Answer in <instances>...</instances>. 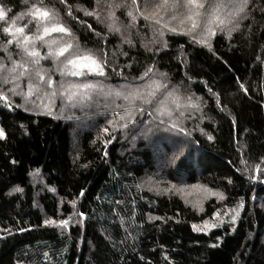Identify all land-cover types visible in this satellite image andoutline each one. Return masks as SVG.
<instances>
[{
	"label": "trees",
	"instance_id": "1",
	"mask_svg": "<svg viewBox=\"0 0 264 264\" xmlns=\"http://www.w3.org/2000/svg\"><path fill=\"white\" fill-rule=\"evenodd\" d=\"M111 3L120 2L65 0L57 7L80 44L100 50L110 81L138 84L146 95L166 73L187 135L165 131L166 117L165 126H156L148 113L158 105L135 102L144 109L135 125L113 129L111 109L62 114L56 99L49 114L8 92L0 100V264H264V0H249L231 33L216 31L209 47L181 33L159 36L160 26L136 16L132 1L117 10L120 31L110 32L108 13L117 9ZM0 7L12 10L10 23L27 5L0 0ZM49 60L41 66L52 70ZM149 66L153 73L138 79ZM189 97L198 108L187 107ZM164 137L181 148L163 154L147 144L163 150ZM181 184L208 189L201 207L171 190ZM218 208L238 214L207 231L193 229ZM64 218L66 226L44 223Z\"/></svg>",
	"mask_w": 264,
	"mask_h": 264
},
{
	"label": "snow or ice",
	"instance_id": "2",
	"mask_svg": "<svg viewBox=\"0 0 264 264\" xmlns=\"http://www.w3.org/2000/svg\"><path fill=\"white\" fill-rule=\"evenodd\" d=\"M22 2L27 5L26 10L11 17V23L8 22V17L12 10L0 7V22L6 25L0 29V33H2L0 35V51H3L4 60L7 61L6 64L0 60V85L11 84V87L7 88L9 93L13 96H21L26 104L32 103L37 108L44 107L49 114L52 107L55 106L57 97L61 100V113L63 114L66 109L91 107L93 103H97V97L104 96L105 111L108 112L111 109L110 114L113 117L107 123L113 129L117 127L126 129L129 125H135L133 117L144 113L143 108H134L135 102L138 101L150 107L158 105L148 113L153 116L154 120L159 121L156 126H165L166 117L168 123L164 128L165 131L187 135L185 128L179 122L180 118L184 117V112L180 111L182 107L179 102L180 97L176 94L175 88L169 90L166 73L159 74L161 80H153L147 85L146 95L141 89L130 91L127 88H121L120 90L108 89L105 91V85L102 81L89 79V76L104 77L107 60L100 55V50L82 46L72 28L64 22L63 9L57 7V2L63 5L65 0H22ZM135 4L136 0H132V5ZM127 6L120 3L108 5L110 9ZM246 6L247 0H242L241 4H236L234 0H160L159 3L145 0V10L137 11L143 15L145 20H154L156 25H161L171 32H177L178 29L170 26L166 21L179 20L180 32L191 36L196 43L205 44V37L209 34H215L212 28L214 22H217L216 26L220 30H223L230 23L228 19L220 18V12L224 8H229L230 15H235L237 11L242 12ZM149 8L153 10L148 12L147 9ZM79 10H83L86 15L99 17V13L95 9L88 11L80 8ZM66 14L71 17L73 15L72 9L69 8ZM127 15L133 20L136 18L132 11H128ZM108 16L112 21L107 26L109 31L119 32L120 28L115 26L117 18L114 12L109 11ZM24 20H27V23L16 26L17 22ZM185 23H187V27H184ZM32 25H35V30L32 29ZM197 29H201L199 36L194 35ZM232 30L228 29L229 34ZM156 32L160 36L164 35L159 28L156 29ZM53 34L58 35L53 36ZM5 36L7 39L3 38ZM124 42L131 44L127 38H124ZM10 46H14V50ZM41 48H47V52L42 54ZM123 54L127 55V53ZM17 57L19 58L17 59ZM49 59L53 63L52 70L44 69L41 66V61ZM53 71L60 73L61 81H53ZM153 71L154 67L149 66L138 79L143 80ZM65 77H79L81 79L79 82H73L65 80ZM22 79L28 81L27 91L21 89L19 81ZM241 87L243 88V85ZM33 96L41 99L48 97L50 102L43 105L36 104L35 100L30 99ZM116 98L127 101L128 106L116 104ZM7 99L4 91H0V100ZM187 107L198 108L199 103L189 97ZM118 109H122V111H118ZM174 113H178L176 120H173ZM68 118L71 119V117ZM140 123H144V121H140ZM103 131L106 133L108 128ZM3 136L4 132L0 129V138ZM110 142L107 141L106 143ZM184 162V160L181 161V163ZM13 191H21V189L15 188ZM164 191H168V189ZM215 194L223 199V194ZM72 204L74 206L75 201H72ZM81 215L83 214L81 213ZM233 220H235V216ZM44 223L67 225V221L64 220L52 221L47 219ZM193 229L197 230L195 225H193Z\"/></svg>",
	"mask_w": 264,
	"mask_h": 264
},
{
	"label": "rangeland",
	"instance_id": "3",
	"mask_svg": "<svg viewBox=\"0 0 264 264\" xmlns=\"http://www.w3.org/2000/svg\"><path fill=\"white\" fill-rule=\"evenodd\" d=\"M103 1H106V0H103ZM115 1H119L120 4H124L123 2L126 1V3H127V2L132 1V0H123V2H121L122 0H115ZM152 2L153 3H159L160 0H152ZM234 2L236 4H241L242 0H234ZM248 2H249V0H247V4H248ZM136 4L138 6V9H134V14L136 16H139V15L143 16L137 10H140V11H144L145 10V0H136ZM245 9H246V7H244V10L242 12L237 11L235 15H230V9L229 8H224L222 10V13H220V18H226V19H228L230 21V23L227 24V26H225L223 28V30H220L216 26L217 22H214L213 25H212L214 33L216 31H226V32H228V29H230L235 24V22L238 21L245 14ZM117 10H118V8L116 10H113L112 12H114L115 17L117 18L115 26H117V27H119L121 29L122 28V25L120 24L121 19H120L119 12ZM152 10L153 9H151V8L147 9L148 12H151ZM232 10L234 11V9H232ZM108 19H109V16H108ZM109 21L112 22L110 19H109ZM147 21L154 23V20H151V19L147 20ZM166 22L169 23L170 26L176 27L178 29V31L177 32H171L167 28H163L161 25H159L160 26L159 29H160V31H163L164 35H167V34H180V33L183 34L182 32L179 31V29L181 28L179 20H169V21H166ZM184 27H187V23H185ZM34 28H35V26H34ZM200 32H201V29H197V32L194 33V35L199 36ZM184 35H186V34H184ZM213 35L214 34H209L207 37H205L206 43L205 44H201L200 43V45H203L205 47H209V44H210V41H211V37ZM186 36L191 38V36H189V35H186ZM40 51H41L42 54H44V53L47 52V48H41ZM43 51H45V52L43 53ZM3 61H4V63L7 64L6 60H3ZM46 64H51L52 65L53 63H52L51 60H49ZM77 78H79V77H65V80L77 82ZM52 79H53L54 82L61 81L60 73L54 71ZM96 81H102L103 82V84L105 85V91H107L108 89L120 90L121 88H127L130 91H135V89H139V85L138 84L132 85V84L127 83V82L116 81L115 78H114V81H110L108 78H106V76L100 77ZM19 83L21 85V89H23L24 91L28 90L27 86H25V85L28 84L27 80L22 79L21 81H19ZM9 87H11V84H9V85H0V91H4V94L6 95L8 93L7 88H9ZM44 98H46L48 101H46V102H37L36 104L43 105L44 103H49L50 102L48 97H44ZM56 99H57V101H61L60 98H56ZM109 99H111V98H109ZM116 104L125 106V101L122 98H116ZM104 105H105V97L104 96H99V97H97V103H93L91 105V107H84L83 109H85V111H90L89 109H92V108L97 107V106L104 107ZM34 108L35 109H44V107H42V106L39 107V108L34 106ZM76 108L81 109L80 107H76ZM52 109H53V107H52ZM96 116H98V114H96ZM90 124L93 126L94 124H96V122L93 121L92 123L90 122ZM169 134H174V133H169ZM177 136H179V135H177ZM164 138H165L163 140V145H164L163 150L164 151L161 149V147L159 146L158 143H153V140H151L147 144H148V146L150 148L152 147V148L158 149L159 152L163 153V154H164V152L167 151L168 148L169 149L171 147L173 149H177L178 147L181 148V146L177 147L179 140H177L176 141L177 144L175 143L176 145H174V139L170 140L167 137H164ZM171 187H172L171 190L174 191V192L178 191V190L181 191L182 194L184 195L183 197L186 199V202L188 204L197 205L195 207L196 209H198V206L201 207V203L203 201H205L207 199V197L209 196L208 189L207 190L204 189L203 186L199 185V184H192L190 186H184L183 184H181L179 186H174V187L171 186ZM167 188H170V187H167ZM217 210L218 211H216V212H214L212 214L210 220H205L203 223L195 225L196 229L197 230H206L207 231L210 228L214 227L213 225L216 226V225L220 224L222 221H224L225 219H228L231 222L234 221L233 217L238 214L237 211L233 213L229 209L226 210V209L218 208ZM202 211H204V209ZM202 211H200V213ZM63 220L66 221L67 219L64 218Z\"/></svg>",
	"mask_w": 264,
	"mask_h": 264
}]
</instances>
